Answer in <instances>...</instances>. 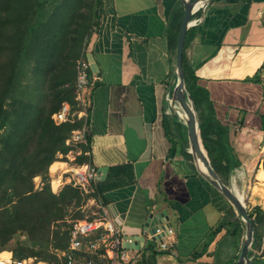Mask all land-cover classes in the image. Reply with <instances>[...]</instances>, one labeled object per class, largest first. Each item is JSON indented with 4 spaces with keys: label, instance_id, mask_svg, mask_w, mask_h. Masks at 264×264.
I'll return each instance as SVG.
<instances>
[{
    "label": "crops",
    "instance_id": "1",
    "mask_svg": "<svg viewBox=\"0 0 264 264\" xmlns=\"http://www.w3.org/2000/svg\"><path fill=\"white\" fill-rule=\"evenodd\" d=\"M199 6L188 60L212 114L230 127L243 169L261 164L258 171L263 170L264 79L252 76L260 70L264 76V0ZM181 9L184 13L182 0H103L99 26L87 44L93 83L87 138L80 145L87 146L84 163L97 169L100 197L94 203L108 211L124 237L142 235L151 213L167 212L170 223H163L160 238H146L143 248L131 249L130 260L107 250V264H235L239 256L228 233L237 212L199 173L180 139L182 132L190 152L187 127H181L184 120L172 103L173 30ZM57 161L64 165L53 172L50 166L52 179L70 168L68 161ZM161 240L170 248H161Z\"/></svg>",
    "mask_w": 264,
    "mask_h": 264
},
{
    "label": "trees",
    "instance_id": "2",
    "mask_svg": "<svg viewBox=\"0 0 264 264\" xmlns=\"http://www.w3.org/2000/svg\"><path fill=\"white\" fill-rule=\"evenodd\" d=\"M102 4L103 0H0V251L12 250L16 258L36 256L58 263L52 247L66 249L73 225L69 219L85 216L80 211L86 201L83 191L67 183L56 193L49 176L58 154L71 148L66 140L83 121L57 123L53 114L65 101L76 103L77 61L86 51L94 26H99ZM182 14V9L175 14V56ZM196 30L192 26L186 34V81L198 111L206 155L228 184L242 160L231 143L230 127L212 114L188 60L186 49ZM261 74V70L256 72L252 79L261 81ZM262 120L264 129V113ZM180 125L186 129L184 121ZM180 139L192 158L182 132ZM81 147L78 163L88 159L87 146ZM37 176L42 178V188H36ZM94 187L87 197H100L97 183ZM73 208L79 210L70 215ZM250 214L256 226L253 256L264 234V210L257 205ZM236 218L228 233L239 248L245 226ZM253 258L255 264H264V255Z\"/></svg>",
    "mask_w": 264,
    "mask_h": 264
},
{
    "label": "built area",
    "instance_id": "3",
    "mask_svg": "<svg viewBox=\"0 0 264 264\" xmlns=\"http://www.w3.org/2000/svg\"><path fill=\"white\" fill-rule=\"evenodd\" d=\"M198 22L199 19H192L193 26L197 25ZM90 66L91 63L86 56V52L82 53L76 66V103L72 104L69 101H65L60 109L53 114V118L57 123L84 119L83 127L73 130L71 137L67 139L69 144H72V140L86 142L88 131L86 125L91 106L89 91L93 83L90 75ZM79 153L78 150L75 152L71 147L67 156L72 161L77 162ZM70 170L72 172L71 178L75 184L87 185L94 182L97 178V169L90 163H77L71 166ZM162 231V229L158 228L155 234ZM126 240L121 227L108 211L102 207L93 216L77 219L73 222L70 229L68 247L63 250H57L58 263H50L36 256L16 258L12 250L3 249L0 251V264H107V250L116 251L121 260H130L131 249L123 246ZM159 242L161 248L165 250L170 248L171 244L168 240ZM256 250L258 249H254V254H257ZM254 254L251 256L252 258Z\"/></svg>",
    "mask_w": 264,
    "mask_h": 264
},
{
    "label": "water",
    "instance_id": "4",
    "mask_svg": "<svg viewBox=\"0 0 264 264\" xmlns=\"http://www.w3.org/2000/svg\"><path fill=\"white\" fill-rule=\"evenodd\" d=\"M213 0H182L184 4V13L178 33L177 41V54H176V75L177 82L173 89L172 103L174 108L175 102L183 105L186 108L189 116L184 120L177 112L178 116L184 120L187 127V135L189 141V151L193 156L199 173L206 179L215 189L221 192L231 203L233 208L238 214V217L243 221L245 226L244 239L239 251L238 259L235 264H255L254 259L250 256V251L253 247L256 237V226L254 218L250 214L243 198L239 195L233 186L226 184L217 173L209 158L206 155L204 143L202 140L200 119L196 104L191 96L186 81V73L183 66L185 40L188 29L193 26L192 16L196 9L206 7L208 3ZM166 217V218H164ZM164 218V219H163ZM167 212L154 215L151 213L145 223V229L142 235L125 236L127 239L125 248L128 249H141L144 247L146 238L152 237L158 239L161 237L160 233L155 234L157 229L160 228L164 231L166 227L162 226L163 223L168 222Z\"/></svg>",
    "mask_w": 264,
    "mask_h": 264
},
{
    "label": "rangeland",
    "instance_id": "5",
    "mask_svg": "<svg viewBox=\"0 0 264 264\" xmlns=\"http://www.w3.org/2000/svg\"><path fill=\"white\" fill-rule=\"evenodd\" d=\"M172 95H173V93H172ZM76 121H78V119L75 120L74 122H76ZM82 125H81V127H78L77 129H74V130L81 129L83 127ZM72 133H73V131H72ZM75 137L77 138V136H75ZM66 143H67V140H66ZM80 143L81 142L78 140H72V144H69V143H67V144H69V146L72 147V149L76 152V150L81 146ZM69 150L67 153H59L57 160H66L70 163L69 167H71L72 165H75L76 162L72 161L67 156V154L69 153ZM261 150L262 151L259 153V155L264 154V142H263V147L261 148ZM260 165L255 166L254 168H251L247 172L243 169V166H240L239 168L235 169L232 172L230 179L228 180L229 181L228 184L230 186H233L236 189V191L242 196V198H243V200H244V202H245V204L249 210H252L253 207L257 206V205L260 206L264 210V159H263V170L261 168V170L258 171V168L261 167ZM63 173H65V174H63ZM262 173H263V175H262ZM61 174L63 175L62 185L65 186V184L71 183L74 186L80 188L83 191V193L85 194L84 199H86V201L84 202V205L81 207L82 209H80V211L85 213V216L83 218L93 216L95 212L100 210V209H98L97 205L94 203V197H87L89 194L92 193L93 182L90 184H87V185L75 184L71 178L72 172H71L70 168H67V170L62 172ZM49 176H50V181H51L52 176L50 175V170H49ZM35 182H36V178H35ZM43 185H44V183L42 182V178L39 179L38 182H36V188H42ZM51 188H52V185H51ZM58 192H56V193H58ZM78 210L79 209L73 208V210L70 212V215H75ZM77 219H82V218H77ZM77 219H69V222L73 224V222ZM19 237L25 238V236L23 234H20ZM242 239H244V236ZM242 242H243V240H242ZM262 242H264V234H262L261 243H260L259 247H257L259 249L256 250V253H257L256 255H259L258 253H260V255H264V245L262 244ZM241 245H242V243L240 244V247H241ZM240 247L238 248L239 251L241 249ZM52 250L57 253V250H61V249H54L52 247Z\"/></svg>",
    "mask_w": 264,
    "mask_h": 264
},
{
    "label": "bare ground",
    "instance_id": "6",
    "mask_svg": "<svg viewBox=\"0 0 264 264\" xmlns=\"http://www.w3.org/2000/svg\"><path fill=\"white\" fill-rule=\"evenodd\" d=\"M175 107H176V110H177L178 114H179L184 120H186V119L188 118V116H189L188 112L186 111V108H185L183 105H181V104H179V103H177V102H175ZM65 163H66V162H65ZM62 165H64L63 162H58V161H57V162H54V163L52 164V172L55 171L56 168H58V167H60V166H62ZM66 167H67V163H66ZM65 169H66V168H65ZM63 174H65V173H63ZM62 183H63V175L60 174V175H58V176H55V177L52 179V181H51V185H52L53 190H54V191H58V190L61 188Z\"/></svg>",
    "mask_w": 264,
    "mask_h": 264
}]
</instances>
